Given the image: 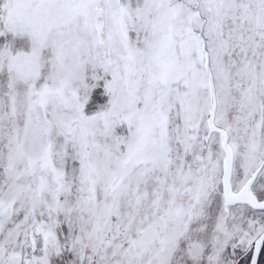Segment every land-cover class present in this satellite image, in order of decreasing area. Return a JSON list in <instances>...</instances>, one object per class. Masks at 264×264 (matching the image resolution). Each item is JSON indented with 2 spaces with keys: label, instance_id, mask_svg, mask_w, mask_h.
<instances>
[{
  "label": "snow or ice",
  "instance_id": "obj_1",
  "mask_svg": "<svg viewBox=\"0 0 264 264\" xmlns=\"http://www.w3.org/2000/svg\"><path fill=\"white\" fill-rule=\"evenodd\" d=\"M0 264H264V0H0Z\"/></svg>",
  "mask_w": 264,
  "mask_h": 264
}]
</instances>
